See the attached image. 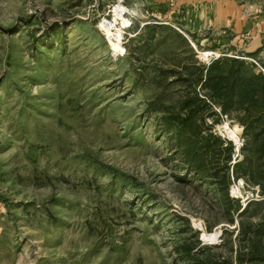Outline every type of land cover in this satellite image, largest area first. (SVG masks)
I'll return each mask as SVG.
<instances>
[{
	"label": "rangeland",
	"instance_id": "rangeland-1",
	"mask_svg": "<svg viewBox=\"0 0 264 264\" xmlns=\"http://www.w3.org/2000/svg\"><path fill=\"white\" fill-rule=\"evenodd\" d=\"M192 13L175 0H0V264H189L179 245L196 239L201 256L264 264V232H242L264 223V194L234 173L240 115L206 100L198 75L207 51L243 53ZM241 58L264 72V57ZM167 116L230 141L231 159L196 171ZM224 173L238 211L221 200Z\"/></svg>",
	"mask_w": 264,
	"mask_h": 264
},
{
	"label": "trees",
	"instance_id": "trees-1",
	"mask_svg": "<svg viewBox=\"0 0 264 264\" xmlns=\"http://www.w3.org/2000/svg\"><path fill=\"white\" fill-rule=\"evenodd\" d=\"M258 52L221 56L211 60L206 67L202 66L204 69L200 70L198 75L202 79L203 89L207 91L206 100L217 104L224 114L235 111L240 115L238 121L244 127L247 142L242 149L243 159L233 165L234 173L258 184L261 193L264 194V167L261 163V159H264V72H255L246 60L241 58L254 57ZM163 122L175 140V144L171 145L184 154L185 159L196 171H207L209 169L207 158L214 162L221 151L227 152L224 163L231 159L232 143L212 132L202 134L199 124L192 121L190 116H167ZM223 168H227L226 164ZM213 175L219 178L218 171L213 172ZM227 182L228 176L224 173L219 180L221 200L226 211L230 209L238 211L240 205L232 204V199L228 196ZM248 206L249 204L242 211H246ZM242 232L246 240L253 243L254 238L260 240L264 232V223L255 229L251 224L243 226ZM199 244V239L190 245L180 243L179 248L189 264H231L213 256H201L203 250L196 254L194 250ZM255 255L253 252L248 260L255 259ZM242 261L240 260L239 264H242Z\"/></svg>",
	"mask_w": 264,
	"mask_h": 264
},
{
	"label": "crops",
	"instance_id": "crops-1",
	"mask_svg": "<svg viewBox=\"0 0 264 264\" xmlns=\"http://www.w3.org/2000/svg\"><path fill=\"white\" fill-rule=\"evenodd\" d=\"M175 1L176 4L183 3L195 13L193 22L197 21V31H203L209 37L215 35L217 43L227 42L231 52L259 51L258 56L264 57V5L260 3L262 0ZM192 27L194 28L193 25Z\"/></svg>",
	"mask_w": 264,
	"mask_h": 264
},
{
	"label": "built area",
	"instance_id": "built-area-1",
	"mask_svg": "<svg viewBox=\"0 0 264 264\" xmlns=\"http://www.w3.org/2000/svg\"><path fill=\"white\" fill-rule=\"evenodd\" d=\"M221 56L220 53L218 52H215V51H207L205 52L204 54H202V58L203 59H206L207 62H210L211 60H214L216 58H219ZM235 143V142H234ZM244 143V139L241 138V140H239L237 143H236V149H238L239 146H242ZM244 187V180L242 178H237L236 181L233 183V185L230 187V194L232 196H235L237 197L236 193L239 192V189L240 188H243ZM255 196H258V194L256 193ZM251 197H253V193H251Z\"/></svg>",
	"mask_w": 264,
	"mask_h": 264
},
{
	"label": "bare ground",
	"instance_id": "bare-ground-1",
	"mask_svg": "<svg viewBox=\"0 0 264 264\" xmlns=\"http://www.w3.org/2000/svg\"><path fill=\"white\" fill-rule=\"evenodd\" d=\"M232 138L235 140L236 139V136H232Z\"/></svg>",
	"mask_w": 264,
	"mask_h": 264
}]
</instances>
